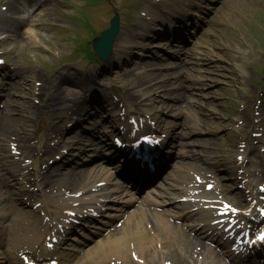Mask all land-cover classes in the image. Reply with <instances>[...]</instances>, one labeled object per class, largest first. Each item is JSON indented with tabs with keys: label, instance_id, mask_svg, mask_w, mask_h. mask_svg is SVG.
<instances>
[{
	"label": "bare ground",
	"instance_id": "1",
	"mask_svg": "<svg viewBox=\"0 0 264 264\" xmlns=\"http://www.w3.org/2000/svg\"><path fill=\"white\" fill-rule=\"evenodd\" d=\"M214 0H189L190 7L188 11H190V14L194 15V19L196 20L195 25L198 24V19L203 18L204 15L209 11L212 10L213 7H210V4ZM234 0H224L222 2V6L218 8L214 16L211 20V25L209 29L206 32H202L200 38L196 42H194L193 45H196L195 50L203 45L204 41L208 38V36L216 35V33H221V30L219 28H216V26L221 25L224 23L222 18H224L225 13L227 9L230 7L231 3ZM161 3V0H152L151 2L145 4L142 6V10L144 13L149 15L152 18L158 17L157 14H154L152 12H149L152 5H155V3ZM28 3V4H27ZM23 4L29 5V7L37 6L40 10H43L45 8V12L43 14H37L35 13L33 16H36V20L30 19L32 18V14L28 15V19L24 18H14L11 17L10 14L15 13L16 11H20V6ZM5 8L6 13L8 14H1V18L6 20L7 23L0 22V31H3L1 33L4 34L3 38H0V45L2 46H9L10 44L14 45L17 50H20L22 43L24 42H31L34 43L32 34L35 33V36L40 35L37 32H34L32 30L37 28L38 26L46 27L48 25V22L50 21V16L52 15V7L51 4L48 1H42V0H6L5 1ZM179 8V7H178ZM168 10L166 9V6L162 8V12L160 11L161 15H164ZM34 13V12H33ZM161 17V16H159ZM228 17H226V20ZM148 21H152L149 20ZM149 22V23H150ZM21 25H26V30L22 32L20 30ZM28 26V27H27ZM31 27V29L29 28ZM25 29V28H24ZM156 30L154 27H150L147 29L148 33H153ZM132 36V35H131ZM137 39H139L142 43L146 40H149L153 37L145 35V37L142 36L141 33L137 34ZM123 38V37H122ZM176 40H184V37H177ZM123 41H128L125 37L123 38ZM177 47V46H176ZM178 48H182L181 43H178ZM117 53H123L132 51V46L127 45H121L118 48ZM135 49V50H134ZM134 51H141L144 49L143 45H138L136 48H134ZM221 49H225V47L222 45V43L219 41L218 38L213 40L211 44V48L205 53H203L200 61L201 65H206L207 69L204 71H208L209 68L213 67L214 69L217 68V66L214 64H211V60L215 57H219L218 51L220 52ZM132 51V52H134ZM145 52V51H142ZM170 56L163 54L157 57L158 63L156 64L157 67H166L167 62L169 61ZM209 63V64H208ZM145 68L151 67L150 62H144L142 64ZM152 69V67H151ZM4 73V76L0 78V90L5 88L7 84V79L5 78V75H7V70ZM169 76V73L167 74H156L154 70H144L142 73L136 75L134 77L133 81H128L125 85V91L127 92V95H130L131 90H134L136 88L143 89L148 92L147 100L150 103V106L156 111L155 113H159V115H156V119L164 124H169L168 126V136H172L175 132L177 123L176 122H169L167 121V117H170L171 114L174 112V110L180 105V102L182 101H188L185 92H179L180 90H185L186 88L182 86V80H178L177 74L171 73V77H173L174 80L170 81L167 77ZM39 77H42V74L36 70H28L27 74L22 76L23 84L29 85L31 89V85L33 83V79H39ZM195 76L193 73H191L190 70H188L185 74L184 79L190 80L193 79ZM23 84H20L19 86H22ZM3 94V93H0ZM207 96V95H206ZM131 98H129V101L127 102V105L129 108H132L133 111H138V106L140 105V101L136 98H133L130 95ZM83 100L85 98L80 99L81 103H76L71 108V115L77 116H88L90 115L93 110H95L98 106V104L94 105H88L83 104ZM107 100L103 101V104H106ZM13 107L11 114L8 115V110L0 114V170L4 169L5 167L10 168V176L13 177V180H15V184L19 186L18 190L20 193L12 192V196L18 199L20 197L21 192L24 191L23 189V182L22 179L25 177L24 172L21 174V178L17 177V172L23 171L24 166L21 165V160L16 158L10 157L6 153V146L7 143L13 142V143H22L25 144V142L30 141L31 135L27 132V128L31 127L30 122H35L38 117L34 116L32 105L29 101H12L9 99L8 104ZM204 106V107H203ZM199 106L197 108L192 109L189 106V110H192L197 115H200V118H197L196 121V127L195 130H190V133H194L195 136H198L192 140V144L198 145L201 150L204 151H210L213 152L216 149V143L215 138L213 137V133L211 131L212 127V119L218 118L220 115L215 112L213 109L208 108L207 105ZM264 113V110H263ZM8 115V116H7ZM179 114H176L173 116L174 118H178ZM240 115L241 122L243 123V127L246 125L251 124V119L247 115ZM7 116V117H6ZM113 117L115 115H112ZM74 117V118H75ZM39 118L43 120L46 123V127L48 129V132L46 134V139H43V147L48 148L47 141L50 139V137H53L56 139L54 142L53 148L49 149V156L50 154H53L55 151L59 150L62 143L67 147L68 152L71 153L74 149H78L79 152L74 153V157L68 161V163H71L69 168L64 169L59 166L50 168L47 166L46 171L42 172L37 179L36 182L39 185L51 183L50 187H55L57 191H62L66 194H71L73 192H79L81 190H85L89 185L93 186V184L97 181L99 172L102 171V165H89L90 163H82L80 165H77L78 160L75 159L76 157H80L82 152H85L90 149L96 148V140H94V137L96 136V129L89 130V131H77L74 137H64L63 136V129L58 128L56 126V118L54 115H49L46 111L41 112L39 115ZM250 121V123H249ZM184 128L187 127L186 122L182 125ZM188 133L189 127L186 129ZM184 133L181 136V139L184 140L181 143V145H188V142L186 141V138H188L187 134ZM259 142L263 143L262 140ZM5 149V151H4ZM28 149V147L26 148ZM181 157V155H180ZM255 157L257 158V162L255 165L259 169V171H262L264 168V156L261 154V152H257L255 154ZM162 158L163 155L157 156L154 158V161L157 162L158 159ZM91 160L90 162H92ZM185 164V163H184ZM207 166H210L213 170L214 176L216 177L219 163L213 162L212 164H206ZM230 165V166H229ZM233 162L230 163V161L227 163V167H233ZM51 169V170H50ZM188 172L190 171H196L199 169L198 166L195 165V167H187ZM145 173L149 174L147 168H145ZM257 173V172H256ZM256 173L253 175V177H256ZM118 174L125 176L122 171H118ZM150 175H154L150 174ZM54 176H57L53 179ZM168 176H171L170 178H173V175L169 174ZM244 177V176H243ZM249 177H252V175H249ZM264 181V174H262V178L260 179ZM1 182V181H0ZM248 183V182H247ZM263 183H260L262 185ZM235 195L240 196L239 192H234ZM2 195V186L0 185V197ZM252 195H264V193L259 192V190L255 193H252ZM242 196V194H241ZM29 197H33L32 195H29ZM130 205V204H129ZM57 208L60 206L55 205ZM65 209V208H64ZM146 208L140 209L137 212L134 213H127L125 218V225L122 229L118 230V233L123 232L121 237L123 239H110L108 240L107 244L110 246V244H114V247L116 250H120L122 254H125L126 251L129 249H132L134 251H130L127 254H131L138 256V258H143L145 261V264H187L188 262L185 261V257H188V259L191 258V255L194 252V248L197 244L200 243V241H197L196 237L191 238L187 233H185L181 226H178L175 223H169L164 218L161 217L160 213H157V211L154 210H145ZM136 216V217H135ZM87 217H91V215L88 213ZM203 219L201 221L205 222L207 220H210V213H207L203 215ZM17 227L22 229L24 226V223L20 220L16 221ZM209 227V224L202 225V227ZM2 229L0 230V238L2 239ZM42 231L39 230V235L41 236ZM39 238L37 237L36 233V239L34 240V243L36 244L38 242ZM14 244V248H25L23 247V244H26L28 249H31V246L26 243L23 239H18L17 244ZM22 244V245H21ZM104 245V244H103ZM108 245H106L108 247ZM169 245V247H168ZM200 245V244H199ZM104 248L103 253L105 256L108 254H115L117 251H106V248ZM204 250L207 251L208 249L203 246ZM12 249V248H11ZM9 254L12 255L14 250H11ZM211 258L214 261H221V258L214 254L211 249ZM15 254V253H14ZM126 260H129L126 255H122ZM9 257V256H7ZM6 255L2 254L0 252V264L2 262H8L9 264H13L11 261L8 260ZM11 258V257H10ZM70 256H67L65 258L60 259L61 264H68L70 261ZM167 261V262H166ZM189 264V263H188Z\"/></svg>",
	"mask_w": 264,
	"mask_h": 264
},
{
	"label": "rangeland",
	"instance_id": "2",
	"mask_svg": "<svg viewBox=\"0 0 264 264\" xmlns=\"http://www.w3.org/2000/svg\"><path fill=\"white\" fill-rule=\"evenodd\" d=\"M109 1L112 3L111 5L113 7L108 8L109 10L107 11L104 7L105 4L101 2L95 3L94 6L83 5L90 4L92 0H50L53 9L52 15L50 16V23L44 28H36L35 31L39 33L41 38L32 34L33 44L31 42L22 43L20 50H16V52L12 50V53L9 54L7 58L19 64L21 67L31 66L43 75L41 80H34L36 82L32 84L31 89L29 85H24L23 81L20 79V84L23 85L14 90L12 100L30 101L34 106L33 108L36 112L35 116L39 115L45 108H49L48 111L54 116H57V124L65 127V134L71 133L73 130V123L70 121L71 119L66 120L63 116L66 115V109L71 106L76 99L86 95L88 101L95 102L97 98L98 100L101 99L102 93L107 92L110 96L109 100L118 101V96L121 98L122 95L119 88L121 84L123 85V79L136 74L140 70L135 63V61H137L135 57H133L134 59L132 58V60L125 58L115 60L112 54L106 62L100 64H94L93 62H91V64H86L87 62L84 60H75L77 57L74 56H65L63 58L67 53H71L73 46L71 38L66 31H74V29L81 30L77 24L83 19L80 15V11L85 12L84 19H89L96 30L99 29L97 25L98 19L101 20L99 17H101L100 14L102 12H99V10L101 9L103 11L102 16H104V24L101 29H104L108 27L109 19L113 15V8H116L124 17L125 23L120 28V33H118L119 35H117L115 39V44H117L116 42L118 38H120L121 33H127L123 30L130 32V27H125V25L130 21V16L134 17L137 15V12L134 13L132 9H123V0ZM4 2L5 0L0 1V13L2 12L1 6ZM141 4H144V2ZM232 6L236 8V15L231 17L235 11L229 12L228 10V19L226 23L224 20L225 24L217 27L221 28V33L216 34L215 37H208L206 43L198 53V55H200L203 51L205 52V50L210 49L213 40L216 38H218L225 47V49H221L220 52L218 51L219 57L217 56L214 58L216 63H220L218 64L221 66L220 69L216 74H207V80L211 84L206 87V92L208 91L210 95L213 94V97L210 98H212L218 112L222 114V118L214 120L216 124L212 130L216 133L215 143L218 151L220 149H226L224 153L226 157H233L237 147L228 143H232V140L229 141V136H227L226 133L232 131L235 139L238 140L237 134L244 130L243 128H238L235 123H227L228 120L226 117L231 115L229 118L235 119L237 112H240L239 109L244 104H246V107H251L252 109V98L254 94H256L257 99L260 94L259 91L255 90L250 81L254 80V84L256 83L255 85H260V89H262L264 83V0H237L236 4L234 5L233 3ZM36 12L40 11L37 10ZM43 12L44 10L41 11L40 14ZM106 15L107 17L105 18ZM58 25H63L65 28L60 29ZM199 30L198 28L196 33ZM82 36H85L84 33H82ZM152 42L153 41L147 42V48L156 49L155 47H151ZM155 42H157V40H155ZM0 57L4 58L3 55H0ZM43 62H50L52 65L46 66ZM24 72V70H21L20 73L24 74ZM216 78H218L219 81L215 82L214 79ZM89 85L92 86L91 90H87ZM11 108L12 107H10V109ZM106 111L109 112V110ZM244 111L247 112L246 109H244ZM146 112L147 111L144 110L145 114ZM103 115L99 114V118H95L94 121H99L100 118H103ZM88 121L91 122L89 119ZM32 125L33 127L30 128V131H35L38 138L42 137L46 132V127L43 122L37 120V122L32 123ZM13 146L12 144L7 145L8 154H10V152L12 153L11 150L14 149ZM17 149L21 151L19 147H17ZM44 155L45 152L36 157L46 158ZM18 156L19 154H17V157ZM208 158H211V155H209ZM53 159L54 158L51 157L42 159L40 165L43 166L48 163L53 164L51 163L54 162ZM27 171L30 175V180L28 181L30 184L35 177V175H33V173H35V164L31 165ZM232 176L235 175H231V177ZM231 177L230 179L225 178L223 180L224 184L227 185V193L228 190L230 192L236 191L235 187L237 186L233 184V179ZM237 185L242 184L237 183ZM44 188L45 186L36 187L33 184L31 185L29 192L35 195V199L32 201L33 203H42L43 199L48 203L52 201H65L67 199V196L63 194L55 195L52 193L50 195H43L41 190ZM40 209L43 208L41 207ZM79 230L78 228L76 232L71 233L69 236L76 235L77 239H81L83 233ZM81 257L82 260L85 259V257ZM113 257L115 258V256ZM16 259L19 261L17 256ZM81 263L89 264L85 261Z\"/></svg>",
	"mask_w": 264,
	"mask_h": 264
},
{
	"label": "snow or ice",
	"instance_id": "3",
	"mask_svg": "<svg viewBox=\"0 0 264 264\" xmlns=\"http://www.w3.org/2000/svg\"><path fill=\"white\" fill-rule=\"evenodd\" d=\"M224 207L227 209V208H229L230 206H229V205H224ZM232 211L235 212L236 210H235V209H232ZM259 238H260V239H264V234H262ZM26 264H27V262H26Z\"/></svg>",
	"mask_w": 264,
	"mask_h": 264
}]
</instances>
